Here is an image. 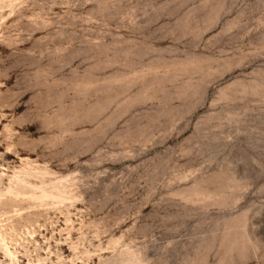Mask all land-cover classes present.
Wrapping results in <instances>:
<instances>
[{"label": "rangeland", "instance_id": "obj_1", "mask_svg": "<svg viewBox=\"0 0 264 264\" xmlns=\"http://www.w3.org/2000/svg\"><path fill=\"white\" fill-rule=\"evenodd\" d=\"M0 264H264V0H0Z\"/></svg>", "mask_w": 264, "mask_h": 264}, {"label": "bare ground", "instance_id": "obj_2", "mask_svg": "<svg viewBox=\"0 0 264 264\" xmlns=\"http://www.w3.org/2000/svg\"><path fill=\"white\" fill-rule=\"evenodd\" d=\"M5 251L7 254H9L10 256L12 255V252L8 249V247H5Z\"/></svg>", "mask_w": 264, "mask_h": 264}]
</instances>
